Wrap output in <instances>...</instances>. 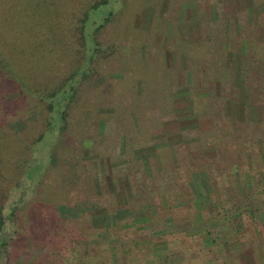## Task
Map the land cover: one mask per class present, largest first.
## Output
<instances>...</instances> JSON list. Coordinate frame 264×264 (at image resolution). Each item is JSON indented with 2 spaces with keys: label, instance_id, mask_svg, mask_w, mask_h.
Listing matches in <instances>:
<instances>
[{
  "label": "trees",
  "instance_id": "obj_1",
  "mask_svg": "<svg viewBox=\"0 0 264 264\" xmlns=\"http://www.w3.org/2000/svg\"><path fill=\"white\" fill-rule=\"evenodd\" d=\"M211 1L77 0L52 38L0 0V264H148L197 219L264 264V0Z\"/></svg>",
  "mask_w": 264,
  "mask_h": 264
},
{
  "label": "rangeland",
  "instance_id": "obj_2",
  "mask_svg": "<svg viewBox=\"0 0 264 264\" xmlns=\"http://www.w3.org/2000/svg\"><path fill=\"white\" fill-rule=\"evenodd\" d=\"M2 1H5V2L9 1V4L13 5L11 10H16L17 13L30 14V16H31L30 20L34 21V25L37 24L39 30L42 29V31H45V33L47 35L54 38L55 35L58 33V29L60 26L59 20L62 16L61 7L64 4H72L77 0H36V2L39 3V6H38L36 12H34V5H35L34 0H2ZM211 2L215 4L214 5L215 10H216V13H218V14H215V17H218V19H217L218 21H220V18H222L223 24H224L226 22V19L223 16V5H222V3L221 2L215 3V0H213ZM190 5H191L190 8L194 7L193 9L196 11L197 4L195 2H193V3H190ZM204 19L206 20L205 23H207L208 22L207 17H204ZM204 19H203V15L200 14L198 17V20H200L202 22V20H204ZM8 20H10V19H8ZM236 22L241 24V22L238 19H237V21L235 19H232V24H235ZM201 28H202V26H201ZM197 32H198V30H197ZM16 46H17V44H15V43L10 44V42L8 41V48H11L10 51L14 54H17L20 52V49ZM21 55L23 56V52H21ZM182 63H183L182 58H178L176 56V62L174 65L179 64L178 66H180ZM31 72H33V71L31 70ZM164 86H167V84H164ZM190 105L191 104L188 101V99L183 98V100L181 101V104H180L179 111L177 112V117L175 118V120L172 121L173 125H175L176 122L177 123L180 122L178 125H181V126L189 125V127H192V126H195L198 124V121H197L198 119L196 117L197 114L195 113L194 109L191 108ZM105 132L107 134L112 133L110 131V127H106ZM205 186L208 187V184L205 183ZM148 222L149 221H147V220L140 221L139 222V228H150L148 226L145 227V226L140 225V224H147ZM203 227H204V224H203V220H201V219H197L193 223H189V222L184 223V224H182L176 228L170 227L169 232L171 234L169 235V237L171 235H176V236L182 238V244L183 245L180 244V250L178 249L177 246H176V248H174L172 250V249H170V247L168 248V246L158 245L157 242L159 240L154 239V240H151L152 242H142V243L139 242L138 246L136 247L137 250L134 249V251L137 253L136 256L143 255L141 253H143L145 250L149 251L148 253L153 251V253H154L153 255L148 254L146 257L142 256V258H145V259H143L144 263L147 261L148 264H164V259L167 257L173 258L174 255H178V254H175L176 251L178 252V250L180 251L183 259L189 264L190 263L207 264V261L204 260L203 258H205V257L212 258V257L210 256V254H208V251H206V253L204 251H202V247L206 250L213 249L212 252H217L219 249L217 247V244L220 243L221 241H218V240L213 241V239L216 238V232H217V229L219 227L218 228L216 226L213 227L212 224H210L208 231L213 227L212 228L213 234L211 236L207 237L206 244H205V246H203L201 244V242H199L200 240H197V238H193L197 235L198 229L203 228ZM218 231H220V229H218ZM135 234H138L137 231L131 232V235H135ZM141 236H143V235H141ZM190 243L194 244L195 247L191 246ZM236 254L243 255V252H241V250H240V251L236 252ZM148 257L154 258V259L149 260Z\"/></svg>",
  "mask_w": 264,
  "mask_h": 264
},
{
  "label": "crops",
  "instance_id": "obj_3",
  "mask_svg": "<svg viewBox=\"0 0 264 264\" xmlns=\"http://www.w3.org/2000/svg\"><path fill=\"white\" fill-rule=\"evenodd\" d=\"M235 253H236L235 251L227 252V251L220 250L217 252H211L210 256L212 258L205 257L203 259L207 261V264H236L233 262V259H234L233 256ZM252 257L253 256L249 257L248 255H245L244 253L243 255L239 254L240 261L242 262L241 264H257L256 261L254 262V258L252 261L249 260Z\"/></svg>",
  "mask_w": 264,
  "mask_h": 264
}]
</instances>
